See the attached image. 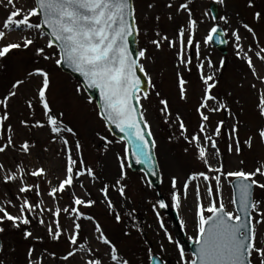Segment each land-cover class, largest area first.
<instances>
[{
	"label": "snow or ice",
	"instance_id": "1",
	"mask_svg": "<svg viewBox=\"0 0 264 264\" xmlns=\"http://www.w3.org/2000/svg\"><path fill=\"white\" fill-rule=\"evenodd\" d=\"M216 2L224 3V0ZM190 5L191 0H167L164 5L168 10L167 20L176 22L174 35L170 38L154 29V37L147 44L157 51H162L165 46L175 50V86L181 105L190 103V81L184 72L191 74L193 67L197 71L200 88L189 113L190 117L196 118L191 131L180 108L173 112L169 98L161 96L159 91L154 94L158 98L160 119L166 125L176 126L177 139L182 138L191 146L194 159L203 165V169L187 175L181 189L177 188V177L173 176L169 200L166 202L158 196L154 203H149L168 243L177 249V264H264V155H256L257 149L264 152V41L256 28L244 21H239L237 27L229 26L222 33L223 37L231 39L235 58L260 85L258 88L256 82L249 83L254 104L245 123L240 118L243 108L239 114L232 109L228 99L232 93L218 91V73L227 61L221 59L217 66L210 57L201 59V43L195 37L202 21L194 18ZM156 6L149 2L146 9L150 11ZM0 7L7 13L0 22V62L20 53H32L30 66L21 76L13 77L0 92V156L13 153L9 163L0 161V184L16 187L11 198L0 201V234L6 232L7 223L12 229L20 230L25 241L44 244L47 238L55 247L63 245L61 252L45 246L39 253L34 244L28 246L23 264H46L49 259L54 264H132L121 251V245L109 235L106 222L123 226L124 237L132 236L127 221H135L136 209L129 207L134 201L129 197V185L125 183V162L131 156L137 164H145L152 159L150 153L156 147L151 124L145 116L147 108L141 103L149 99L147 89L156 87L142 62L150 59L149 48L146 45L133 51L129 40L133 35L139 37L141 34L136 0H31L28 6L18 5V0H0ZM246 7L256 9V0H246ZM181 14H186L183 20H180ZM143 19H149L147 12ZM151 19L158 22L160 15H153ZM219 19L229 24L227 16ZM251 19L261 25L264 8L254 10ZM218 32L221 29L213 24L203 38V44L227 43V39L217 36ZM13 33L17 35L13 36ZM144 34L147 35V30ZM41 40L43 45L38 43ZM193 48L197 61L194 66ZM42 61L51 62L57 69L67 66L83 78L85 87L98 90L99 119L109 131L114 127L124 134L131 146V152L125 147L123 156L117 154L119 173L114 180L101 183L99 200L92 197L88 185L83 182V178H88L94 186L99 176L85 162L84 144L79 133L68 126L63 111L54 110L49 100L52 74ZM138 72L143 74V79ZM145 82L147 89L143 87ZM26 88L30 90L27 94L23 91ZM76 91L81 89L78 87ZM16 104L21 107L16 108ZM214 116L218 118L214 120ZM242 127L247 129L243 140ZM34 130H45L48 143L60 142L58 172L43 165H33L31 169L27 166L26 160L32 156L37 141L32 135L21 137V133H33ZM97 136L107 149L112 141L99 133ZM17 137L21 138L18 140ZM220 142L225 144L224 152L219 147ZM183 150L188 153L190 148ZM43 151L47 152L48 148L44 147ZM225 154L240 157L241 167L226 170ZM249 158L251 168L248 167ZM28 177L39 182L29 183ZM50 177H54L55 182ZM197 180L203 182L204 193L200 184L193 185L192 220L196 234L188 239L193 241L196 249L189 261L180 241L165 227L159 210L175 209L180 229H186L187 220L180 216V210L183 201L188 199L190 185ZM222 180L235 181L229 200L231 210L224 202ZM77 184L79 193L75 190ZM113 192L119 197V204L112 198ZM43 194L51 201L47 207ZM65 198L67 203H62ZM98 207L101 208L99 213L94 211ZM9 209H15V213ZM34 222L44 229L45 235L34 234L30 228ZM138 234L143 236L142 228L138 229ZM160 249L164 251L163 243ZM4 251V245L0 243V254ZM146 254L152 264H165L163 260H157L150 247ZM0 264H6L5 259L0 258Z\"/></svg>",
	"mask_w": 264,
	"mask_h": 264
},
{
	"label": "rangeland",
	"instance_id": "2",
	"mask_svg": "<svg viewBox=\"0 0 264 264\" xmlns=\"http://www.w3.org/2000/svg\"><path fill=\"white\" fill-rule=\"evenodd\" d=\"M149 2H154L157 6L153 10H147L146 4ZM167 0H136L137 7V20L141 28V34L138 37V47L149 48L150 59L142 61L152 77L153 83L156 85L155 89H149V99L142 100V104L147 108L145 116L149 123L151 124V130L153 132L154 139L156 140V154L158 156L159 165L162 169V187L161 193L162 197L169 200L170 191V181L173 176L177 177V188L181 189L182 184L187 175H190L193 170L203 169V165L194 159L191 153V146L187 145L182 138L177 139L179 136L178 129L175 125H166L160 119V113L158 111V98L155 96V91H159L161 96L167 97L172 104L173 112L177 108L184 113V118L186 122L190 124V131L196 125L195 116H189L191 111V104L195 103L196 96L199 95L200 84L197 78V71L193 67L191 74L184 72L185 78L190 81L189 85V95L190 103L188 105H181L178 102L177 91L175 86V50H169L165 46L162 51L155 50L147 42L150 38L154 37V29L160 30L162 33L169 35L171 38L174 35V29L176 27V22H169L167 20L168 10L164 7ZM216 0H191V9L194 14V18L202 21L199 24L198 30L196 32V40L201 43L200 55L201 59L205 57H210L213 64L219 65L221 59L227 61L225 68L218 73L219 77V89L221 93L231 92L232 96L229 97V102L232 105V109L236 113H240L241 108H243V115L240 116L242 121L247 123L248 117L253 109L254 104V93L249 88L250 82H256L254 78L247 73L246 69L240 61H238L233 55V46L231 39H228V54L226 56H221L220 53L216 52L211 45H204L203 38L207 34L208 29L213 25L217 24L221 26L224 30H227L229 26L237 27L239 21L248 22L256 28L258 35L261 40L264 41V22L261 25H256L252 19L251 14L254 10H259L264 8V0H256V9H248L246 7V0H224V3H218L219 5V15L227 16L229 18V24H224L220 19L216 22L212 19L209 5ZM31 4L30 0H18V5L28 6ZM147 12L149 19H143L145 13ZM6 11L3 7H0V22L6 16ZM159 14L160 20L155 22L151 19L153 15ZM206 14V15H205ZM186 14H181L180 20L185 18ZM147 30V35L144 34ZM243 33V30H241ZM17 35L13 33V36ZM39 44L43 45L44 41H38ZM32 53H20L19 55H13L6 60L0 62L3 67H0V92L4 91L7 87L8 82L15 76H21L24 73L26 67H29V61ZM191 55L193 57V66L197 63L195 58V48L191 50ZM154 61V62H153ZM46 67H48L52 74V87L49 93V100L56 111H63L64 120L68 126L73 127L76 130L84 144V159L85 162L93 167L98 176L99 180L93 186L88 178H83V182L88 185L92 197L99 200L100 194L98 192L101 183L105 181L114 180L119 173V163L117 160V154L124 155V143L120 142L113 136L104 126L103 122L97 116L98 109L95 103L85 94L83 88L74 79L65 75L60 68L57 69L51 62H41ZM208 72V69H205ZM257 87L260 85L258 82ZM243 85V87H241ZM80 88L81 91L77 92L76 89ZM25 94L30 90L24 89ZM91 100V102H89ZM239 101V104L236 101ZM20 104H16V108H20ZM218 117H213L217 119ZM16 122V117L13 118V123ZM230 123V121H229ZM246 128H241V140L245 138ZM97 133L106 136L110 141L105 149L104 144L99 140ZM23 135H32L33 139L37 141V147L33 151L31 157L27 158L26 164L31 169L33 165H43L50 168L52 172H58L60 157L57 156V152L60 149V142L55 143L47 142V132L45 130H34L33 133H21ZM21 137H17L19 140ZM44 147L48 148V151H43ZM189 147L190 151L188 153L184 152V148ZM221 151L224 152L225 144L223 142L219 143ZM248 156V154H245ZM256 155H264L260 149L256 150ZM13 153H9L7 157L0 156V161L9 163ZM225 167L226 170H234L237 167H241L238 161L240 157L235 155L228 156L225 154ZM128 160L125 162V172L127 174L126 184L129 185L128 195L133 204L129 207H135L136 213L135 218L140 217V227L133 228V222L127 221L128 230L131 231V237H124L122 235L121 228L123 226L114 225V223L107 221L108 232L112 239L119 245H121V251L129 258L132 264H150V260L146 254V249L151 248L153 254H157L164 258L167 264H177L179 259L177 249L174 244H169L164 236V231L159 227V222L152 210L151 202H155L158 198L157 192L149 186L145 177L140 173L131 172L128 166ZM128 167V169H127ZM248 167H252L251 159H248ZM55 182L54 177H50ZM29 183H38L34 178L28 177ZM201 185V192L204 193V184L201 180L193 182L189 187L188 199L183 201V207L180 210V216L187 220V227L181 230L179 227V218L177 216V221L174 220L172 212L176 210L169 207L166 209V213L160 211L161 219L165 224L168 232L172 234L173 238L179 240L181 246L184 247L186 253V259L191 260L189 256L186 245L182 241V234L184 233L186 239L188 237H195V227L192 220L193 208H194V195H193V185ZM214 183V182H213ZM223 198L226 206L231 210L232 206L229 203L231 196V183L227 180H222ZM78 193L80 192L79 186L75 189ZM16 192L15 185H10L5 187L0 184V201H3L6 197L11 198ZM259 190H257V195H259ZM112 198L120 203L119 197L115 192L112 194ZM45 201V207H47L51 201L46 194H43ZM62 203H67V200L62 201ZM207 203V200H205ZM15 213V209H9ZM97 213L101 211L98 207L94 209ZM177 213V212H176ZM45 219H48L45 215ZM150 225V227H149ZM6 232L1 235L5 251L0 254V258L5 259L6 264L9 262H15V264H23L26 248L31 245H35L37 253H39L43 247L48 246L50 248H55L57 252L63 250V245L59 247L53 246L45 238L44 244H37L35 241H25L21 235L20 230H15L10 227L9 224H5ZM34 234L45 235L44 229L37 226L35 222L30 226ZM143 229V236L138 234V229ZM89 231V227L86 225V232ZM182 233V234H181ZM146 234V235H144ZM147 241V243H145ZM164 244V251H161L160 244ZM92 246H96V242L92 241ZM12 249H15L13 252ZM104 249L101 247V252ZM79 259V254L77 260ZM105 259H107L105 257ZM46 264H54L53 261L46 260ZM75 264V262H73Z\"/></svg>",
	"mask_w": 264,
	"mask_h": 264
},
{
	"label": "water",
	"instance_id": "3",
	"mask_svg": "<svg viewBox=\"0 0 264 264\" xmlns=\"http://www.w3.org/2000/svg\"><path fill=\"white\" fill-rule=\"evenodd\" d=\"M212 9H213L214 13L216 14L217 8L215 6H212ZM218 34L220 35V37L223 36L222 32H218ZM129 40H130V47L132 48L133 51H135L136 50V41H134L135 40V35L130 37ZM215 45H217V47L224 52L225 43H223L222 45H218V44H215ZM63 68H64L65 71H67V72L71 73L72 75L76 76L77 78L81 79L82 82H83V78L78 73H74L67 66H64ZM143 87L145 89H147L146 83L143 85ZM86 89L90 93V95L97 100V104H98V107L100 109L101 101H100V97H99V92L97 90H95V89H89L87 87H86ZM111 130L115 134V136H117L119 138L126 139L124 137V134L120 133L119 130L115 129L114 127H112ZM130 152H131V150H130ZM151 154H152V152L150 153V155ZM151 156H152V159L150 161H148L147 163H145V164H137L135 162V159L130 156V161H131V165L130 166H132V168L134 170L144 171L147 174V176L150 179V181L153 184V186L158 188L159 187V170H158V167H157L156 161L154 160L153 155H151ZM190 247H191V251H192V254H193L195 252L196 245L191 244Z\"/></svg>",
	"mask_w": 264,
	"mask_h": 264
}]
</instances>
